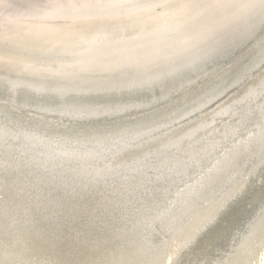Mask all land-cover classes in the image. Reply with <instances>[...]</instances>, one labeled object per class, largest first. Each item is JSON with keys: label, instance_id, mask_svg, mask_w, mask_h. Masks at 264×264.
<instances>
[{"label": "bare ground", "instance_id": "obj_1", "mask_svg": "<svg viewBox=\"0 0 264 264\" xmlns=\"http://www.w3.org/2000/svg\"><path fill=\"white\" fill-rule=\"evenodd\" d=\"M37 2L0 0V264H264L259 9Z\"/></svg>", "mask_w": 264, "mask_h": 264}, {"label": "snow or ice", "instance_id": "obj_2", "mask_svg": "<svg viewBox=\"0 0 264 264\" xmlns=\"http://www.w3.org/2000/svg\"><path fill=\"white\" fill-rule=\"evenodd\" d=\"M230 3L226 0H152V2L141 3L139 0H43L37 2L34 6L37 7L42 16H66L74 19L87 18V13L107 14L126 9H148L156 16L164 15L168 12H183L193 8L200 9H217L225 8ZM240 7L244 9H259L258 22L261 28H264V0H243ZM257 20H252V26ZM5 43H11V37H5ZM260 56L264 60V45L260 50ZM78 63V62H76ZM9 69V65L4 66ZM86 65L77 67L75 72L69 73L73 81L78 79V73L85 71ZM97 91L108 90L112 87L109 82L95 83L91 85ZM110 103H90L86 106L89 112H99L103 109L110 108ZM261 157L264 158V131L261 134ZM170 251L168 248H163L159 252L152 254V258L146 264H165L163 256ZM41 264H119V262H82L76 260H66L57 262H41ZM173 264H183V261L174 260Z\"/></svg>", "mask_w": 264, "mask_h": 264}]
</instances>
